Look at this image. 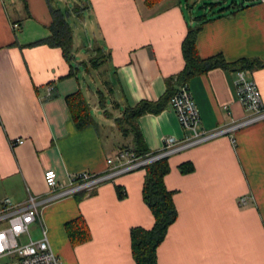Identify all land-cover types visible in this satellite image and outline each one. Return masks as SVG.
Listing matches in <instances>:
<instances>
[{
  "label": "crops",
  "instance_id": "obj_1",
  "mask_svg": "<svg viewBox=\"0 0 264 264\" xmlns=\"http://www.w3.org/2000/svg\"><path fill=\"white\" fill-rule=\"evenodd\" d=\"M242 1L248 5L202 23L196 37L202 57L220 53L227 61L264 59V0ZM52 8L65 12L69 23L73 17L90 28L86 47L92 53L82 49L87 36L80 38L78 23H70V59L60 46L46 42ZM195 15L187 17L181 0H0V202L44 194L46 169L68 181L74 171L104 170L106 157L119 148L137 147L134 130L124 122V133L117 118L125 105L164 94L167 78L184 66L181 43ZM102 54L98 67L105 65L110 75L106 92L91 74L98 68L92 58ZM80 66L90 73L93 89L81 81ZM245 72L256 81L264 103V66ZM235 77V67L217 66L188 79L201 128L245 115ZM78 89L93 117L83 127L77 126L66 99ZM135 121L140 149L156 150L165 136L188 133L167 105ZM17 137L23 141L12 145ZM235 138L233 144L220 136L168 156L164 182L174 192L178 215L157 247L158 264H264V120L238 129ZM182 163L193 169L181 171ZM144 174V168L122 173L88 194L41 209L51 248L62 264H135L130 229H149L154 223L142 199ZM117 184L126 193L121 199ZM243 196L246 203L240 205ZM79 215L91 238L73 246L64 223Z\"/></svg>",
  "mask_w": 264,
  "mask_h": 264
},
{
  "label": "built area",
  "instance_id": "obj_2",
  "mask_svg": "<svg viewBox=\"0 0 264 264\" xmlns=\"http://www.w3.org/2000/svg\"><path fill=\"white\" fill-rule=\"evenodd\" d=\"M237 97L246 113L212 128H201L199 110L187 82L178 84L167 101L180 125L188 129L181 137L165 136L161 146L138 155L132 149L119 148L106 157V168L102 171L79 170L70 174L68 181H60L53 168L43 173L47 190L42 195L29 193L22 202L4 198L0 202V264H62L61 258L51 248L48 231L41 217V209L53 202L79 193H90L105 181L144 166L156 159L168 157L205 141L226 135L235 144V132L249 124L264 120V103L260 89L254 79L248 78L244 69L236 70L234 79ZM231 112L230 110L228 111ZM23 138L11 140L21 143ZM246 198L240 197L239 204Z\"/></svg>",
  "mask_w": 264,
  "mask_h": 264
},
{
  "label": "trees",
  "instance_id": "obj_3",
  "mask_svg": "<svg viewBox=\"0 0 264 264\" xmlns=\"http://www.w3.org/2000/svg\"><path fill=\"white\" fill-rule=\"evenodd\" d=\"M157 0H146L148 4H154ZM202 6L206 10L194 16L195 22L189 23L187 32L181 43V51L184 58L183 68L174 75L167 78V88L164 94L157 100H141L135 105H125L123 107V116L117 118L119 128L126 133L128 127L134 130L137 139V147H127L132 149L138 155H144L149 150L140 149L141 134L137 129L136 118L144 112H158L167 105V101L181 82H187L188 79L213 67H235L237 69H246L264 66V59L258 57H241L234 61H227L222 54L216 53L207 57L199 54L196 37L204 21L220 16L223 11L233 7H245L242 0H230L227 5H223L226 0H202ZM216 4L220 7L214 8ZM78 8L77 6L75 7ZM67 12V11H66ZM52 21L49 25L50 34L46 37V42L50 45L60 46L63 54L70 59L73 47V30L67 20L66 13L60 8H52ZM105 55H99L92 58L91 65L98 67L103 63ZM71 73L74 63H70ZM72 117L78 127H83L93 121L90 112V106L83 92L77 91L66 97ZM104 102V96L100 92V103ZM145 174L142 184V199L149 208L154 223L151 228L146 229L135 226L130 229L131 255L135 264H158L157 247L164 240L169 226L177 219V209L173 200L174 192L169 190L164 182V175L169 171L168 157L156 159L144 166ZM181 171H191L192 165L182 163ZM117 196L121 199L126 193L120 185L115 186ZM64 229L71 245L75 246L87 242L91 238V231L82 215H79L64 223Z\"/></svg>",
  "mask_w": 264,
  "mask_h": 264
},
{
  "label": "rangeland",
  "instance_id": "obj_4",
  "mask_svg": "<svg viewBox=\"0 0 264 264\" xmlns=\"http://www.w3.org/2000/svg\"><path fill=\"white\" fill-rule=\"evenodd\" d=\"M181 1L183 2V5H184L185 14L187 15V17L189 19H191L192 15L202 13L206 10V8L202 6V4H203L202 0H181ZM228 1H230V0H228ZM225 2L223 3V5H225ZM63 4H65V2H63ZM217 7H220V5L216 4L214 8H217ZM70 23H78L79 24V31L78 32H79L80 38L83 39V34L85 36H87V38H84L85 48L82 47V49H83L85 54L92 53L93 52V50H91L92 48H87L89 46V41L91 38L90 28L88 29V27H86V26L84 27L82 20L80 21V20L75 19L73 17H72V19H70ZM82 29L88 30V33L82 31ZM78 74H79L81 81L84 83V86H86V87L88 86V87L93 89L94 85H93V82L91 79V75H90V73L84 72L83 66H80V70H79ZM91 74L93 76V79L95 80V83L97 85H99V87H101L105 92L108 91L107 88H108V84H109L110 75L108 73V70L106 71V66L102 65V66L98 67L96 70L95 69L92 70ZM88 100L91 101V98L89 97V95H88Z\"/></svg>",
  "mask_w": 264,
  "mask_h": 264
}]
</instances>
